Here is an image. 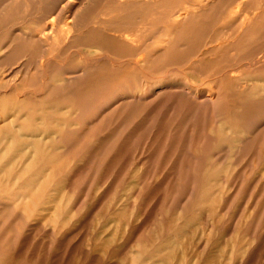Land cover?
<instances>
[{
    "label": "rangeland",
    "instance_id": "rangeland-1",
    "mask_svg": "<svg viewBox=\"0 0 264 264\" xmlns=\"http://www.w3.org/2000/svg\"><path fill=\"white\" fill-rule=\"evenodd\" d=\"M263 27L264 0H0V264H264Z\"/></svg>",
    "mask_w": 264,
    "mask_h": 264
},
{
    "label": "bare ground",
    "instance_id": "bare-ground-1",
    "mask_svg": "<svg viewBox=\"0 0 264 264\" xmlns=\"http://www.w3.org/2000/svg\"><path fill=\"white\" fill-rule=\"evenodd\" d=\"M205 10H206V9H205ZM200 11H201V10H200ZM174 14H175V13H174ZM253 15H255V14H253ZM256 15H257V14H256ZM172 16H173V15H172ZM186 17H187V16H186ZM245 17H246V16H245ZM256 17H257V16H256ZM249 18H250V17H249ZM252 18H253V17H252ZM252 18H251V19H252ZM258 21H259V20H258ZM177 23H179V22H177ZM254 24H255V23H254ZM254 24H253V25H254ZM251 25H252V24H251ZM251 25H250V27H251ZM259 25H260V24H259ZM263 28H264V27H263ZM174 29H175V28H174ZM248 30H250V28H249ZM248 30H247V31H248ZM262 31H263V30H262ZM164 32H165V31H164ZM165 33H166V32H165ZM167 33H168V32H167ZM157 37H158V36H157ZM124 40H125V39H124ZM127 42H128V41H127ZM129 42H130V41H129ZM157 43H158V42H157ZM155 45H156V44H155ZM163 45H164V44H163ZM160 46H161V45H160ZM160 46L158 45V47H160ZM140 47H141V49H142V46H141V45H140ZM151 47H152V46H151ZM153 47H154V46H153ZM162 47H163V46H162ZM162 47H161V48H162ZM156 48H157V46H156ZM156 48H155V49H156ZM161 48H159V49H161ZM138 49L141 50L140 48H138ZM151 49H152V48H151ZM146 50H147V49H145V51H146ZM156 50L158 51V49H156ZM142 51H143V50H142ZM142 51H141V52H142ZM157 51H156V52H157ZM159 51H160V50H159ZM136 52H137V51H136ZM136 52H135V53H136ZM102 53H103V52H102ZM137 53H138V52H137ZM137 53H136V54H137ZM142 53H146V52H142ZM148 53H149V55L151 54L150 52H148ZM148 53H147V54H148ZM139 54H140V52H139ZM139 54H138V55H139ZM161 54H162V53H161ZM134 55H135V54H134ZM138 55H136V57H137ZM162 56H163V55H162ZM145 57H146V54H145ZM149 57H150V56H149ZM138 58H139V57H138ZM140 58H141V57H140ZM153 58H154V57H152V59H153ZM105 59H106V58H105ZM105 59H104V60H105ZM141 59H142V58H141ZM144 59H145V58H144ZM148 59H149V58H148ZM150 59H151V58H150ZM156 59H157V56H156ZM107 60H108V59H107ZM142 61H143V60H142ZM146 61H148V60L146 59ZM158 61H159V60H158ZM138 63H139V62H138ZM171 64H172V63H171ZM130 65H131V64H130ZM154 65H155V64H154ZM144 66H145V63H144ZM144 66H141V67H144ZM132 68H133V67H132ZM160 68H161V67H160ZM219 68H220V67H219ZM133 69H134V68H133ZM159 70H160V69H159ZM162 70H163V69H162ZM162 70H161V71H162ZM155 71H156V70H155ZM84 72H85V71H84ZM79 74H80V73H79ZM68 76H70V75H68ZM81 76H82V75H81ZM71 77H73V76L71 75ZM77 77H78V76H77ZM70 79H71V78H70ZM76 79H77V78H76ZM78 79H79V78H78ZM260 79H261V78H260ZM74 80H75V79H74ZM79 80H80V79H79ZM263 80H264V79H262V81H263ZM62 81H63V79H62ZM69 81H70V80H69ZM64 82H65V81H64ZM137 82H138V81H137ZM67 83H68V81H67ZM70 83H72V82H70ZM140 83H141V82H140ZM142 83H143V82H142ZM142 83H141V85H142ZM257 83H258V82H257ZM261 83H263V82H261ZM137 84H138V83H137ZM147 84H148V83H147ZM263 84H264V83H263ZM139 85H140V84H139ZM141 85H140V86H141ZM142 86H143V85H142ZM142 86H141V87H142ZM252 86H253V85H252ZM150 87H151V85H150ZM150 87H149V88H150ZM160 87H161V86H160ZM179 87H180V86H179ZM183 87H185V86H183ZM194 87H195V86H194ZM142 88H144V87H142ZM168 88H169V87H168ZM150 89H151V88H150ZM171 89H172V88H171ZM184 89H185V88H184ZM184 89H183V90H184ZM262 89H263V88H262ZM161 90H162V89H161ZM165 90H167V89H165ZM165 90H162V91H165ZM196 90H197V88H196ZM259 90H260V89H259ZM162 91H160V92H162ZM184 91H185V90H184ZM186 91H187V90H186ZM199 91H200V90H199ZM263 91H264V90H263ZM141 92H143V91H141ZM160 92H159V93H160ZM171 92H172V91H171ZM188 92H189V91H188ZM257 92L259 93V91H257ZM261 92H262V91H261ZM173 93H174V92H173ZM191 93H192V92H191ZM203 93H204V92H203ZM262 93H263V92H262ZM62 94H64V91L62 92ZM66 94H67V93H66ZM131 94L133 95V93H131ZM131 94H130V95H131ZM162 94H163V93H162ZM162 94H160V95H162ZM181 94H182V93H181ZM198 94H199V93H198ZM263 94H264V93H263ZM128 95H129V94H128ZM130 95H129V96H130ZM136 95H137V94H136ZM158 95H159V94H158ZM175 95H176V93H175ZM189 95H190V94H189ZM196 95H197V94H196ZM199 95H200V94H199ZM256 95H257V94H256ZM124 96H125V95H124ZM124 96H123V97H124ZM133 96H134V95H133ZM144 96H145V95H144ZM177 96H178V95H177ZM177 96H176V98H177ZM183 96H185V95H183ZM194 96H195V95H194ZM202 96H203V95H202ZM258 96H259V95H258ZM135 97H136V96H135ZM139 97H140V96H139ZM142 97H143V96H142ZM156 97H157V96H156ZM187 97H188V96H187ZM197 97H198V96H197ZM216 97H217V96H216ZM124 98L127 99L126 97H124ZM130 98H131V97H130ZM153 98H154V96H153ZM176 98H175V99H176ZM185 98H186V97H185ZM185 98H184V99H185ZM188 98H190V96H189ZM193 98H194V97H193ZM198 98H199V97H198ZM207 98H208V97H207ZM262 98H263V96H262ZM158 99H159V98H158ZM209 99L211 100V98H209ZM154 100H157V98H156V99L154 98ZM189 100H190V99H189ZM193 100H194V99H193ZM195 100H197V99H195ZM202 100H203V99H202ZM202 100H201V101H202ZM190 101H191V100H190ZM194 102H195V101H194ZM198 102H199V101H198ZM207 102H209V101H207ZM214 102H215V100H214ZM123 103H124V102H123ZM201 103H204V100H203ZM191 104H192V103H191ZM196 104H197V103H196ZM205 104H206V102H205ZM193 105H194V104H193ZM197 105H198V104H197ZM209 105H210V104H209ZM215 105H216V104H215ZM215 105H214V107H215V109H216V106H215ZM120 106H121V105H120ZM206 106H208V104H207ZM117 107H118V106H117ZM117 107H115V108H117ZM212 110H213V109H212ZM215 111H216V110H215ZM112 114H113V113H112ZM45 130H46V129H45ZM46 132H47V131H46ZM128 134H129V133H128ZM34 136H35V135H34ZM36 136H37V135H36ZM41 136H42V135H41ZM37 137H38V136H37ZM43 137H44V136H43ZM33 138H35V137H33ZM40 141H42V140H40ZM29 145H31V144H28V146H29ZM28 146H27V147H28ZM32 146H33V145H32ZM38 146H39V145H38ZM25 149H26V148H25ZM34 149H35V148H34ZM32 153H34V151H33ZM22 154H23V153H22ZM29 156H30V155H29ZM21 157H22V156H21ZM27 157H28V156H27ZM24 158H26V157H24ZM21 159H22V158H21ZM231 159H232V158H231Z\"/></svg>",
    "mask_w": 264,
    "mask_h": 264
}]
</instances>
